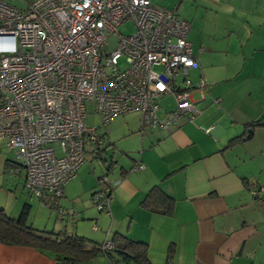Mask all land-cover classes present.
Here are the masks:
<instances>
[{
  "label": "crops",
  "instance_id": "0c3cea01",
  "mask_svg": "<svg viewBox=\"0 0 264 264\" xmlns=\"http://www.w3.org/2000/svg\"><path fill=\"white\" fill-rule=\"evenodd\" d=\"M151 3L189 25L187 39L199 64L189 76L205 84L203 99L193 95V119L187 114L167 130H143L139 119L140 128L127 126L113 139L108 130L99 132L107 137L104 157L111 156L115 166L107 169L103 161L100 172L92 166L94 158L85 156L54 204L38 199L55 211L52 229H47L50 217L43 230L29 215L28 224L98 246L126 238L146 246L149 264H264V195L255 198L248 190L264 187V0ZM164 109L173 111L174 102ZM127 131L134 141L123 145L120 136ZM137 162L142 171H132ZM104 174L111 186L109 215L91 205ZM23 183L15 186L27 196L21 208L0 209L14 219L33 198ZM153 188L169 197L171 206L161 198L145 203ZM111 253L112 261L99 253L77 264H136ZM0 264L65 263L48 251L0 244Z\"/></svg>",
  "mask_w": 264,
  "mask_h": 264
},
{
  "label": "built area",
  "instance_id": "2783aa9c",
  "mask_svg": "<svg viewBox=\"0 0 264 264\" xmlns=\"http://www.w3.org/2000/svg\"><path fill=\"white\" fill-rule=\"evenodd\" d=\"M15 1L0 0V141L16 150L9 174L23 168L31 196L54 204L87 153L102 162L99 130L115 117L138 113L141 127L158 130L187 114L193 119V95L203 99L205 84L190 79L199 64L189 25L172 11L151 0ZM127 21L134 33L118 35L106 52L107 35ZM166 97L173 99L171 112L160 104ZM89 106L99 126L86 124ZM114 166L107 162V169ZM143 169L137 162L132 171ZM98 179L91 205L109 215L111 186L106 174ZM248 190L264 195L263 186ZM100 249L114 246L106 241Z\"/></svg>",
  "mask_w": 264,
  "mask_h": 264
},
{
  "label": "trees",
  "instance_id": "16d2710c",
  "mask_svg": "<svg viewBox=\"0 0 264 264\" xmlns=\"http://www.w3.org/2000/svg\"><path fill=\"white\" fill-rule=\"evenodd\" d=\"M237 140L243 141L244 139L239 137ZM101 152L104 157V151L101 150ZM103 161L106 163L109 161L114 162L111 159L105 160L104 158ZM10 164L15 165V163L6 161V167L10 166ZM156 198H161L163 201H166L167 207L172 204V200L156 188L149 191L145 198V203ZM28 208L29 206L25 204L20 216L16 219L9 217L3 210H0V244L25 246L40 251H48L55 254L57 260L65 264L91 261L99 253H103L112 261L113 255L111 252L119 253L122 261L125 263L149 264L146 255V246L144 244L130 242L126 238H122V243L115 244L111 252H103L100 246L82 237L61 236L60 234L52 232L34 230L28 224ZM165 209L168 210L167 208Z\"/></svg>",
  "mask_w": 264,
  "mask_h": 264
},
{
  "label": "rangeland",
  "instance_id": "374dc122",
  "mask_svg": "<svg viewBox=\"0 0 264 264\" xmlns=\"http://www.w3.org/2000/svg\"><path fill=\"white\" fill-rule=\"evenodd\" d=\"M8 2L13 3L14 5L16 4L15 0H7ZM134 33V26L130 21H127L126 23H124L123 25H121L118 29H117V33L115 34H111V35H107V47L105 48L106 52H111L115 49V47L117 46V41H118V35L121 36H129L132 35ZM160 104L162 105V107L167 108L168 110L171 109L173 107V99L172 97H167L164 98L160 101ZM92 106V105H91ZM89 106L88 107V114L86 117V124L88 126H99V119L98 117L92 113V107ZM139 119L140 116L138 113H132V114H127L124 116H118V118H114L105 128H102L99 130L100 133H104L105 130L107 132L108 130V134L110 135V139H113V137H117L119 135H121L123 133V130L129 126L130 128L132 127H136L137 129L140 128V123H139ZM143 130H149L148 128H145ZM143 132V131H141ZM104 137V136H103ZM122 136H120V140L119 142H123L122 144L125 145L126 143L134 141L132 140V136L131 133L127 131V134L121 138ZM107 143V137H104V144L105 145ZM133 145L135 144L132 143ZM129 145V144H128ZM130 146V145H129ZM103 147V146H102ZM110 155V154H108ZM87 158H91V154H86ZM117 152L115 153V158L117 157ZM95 157V156H94ZM111 156L108 157H104L105 160H109ZM6 161H10L12 163L18 164V160L16 159V150H10L8 151V149L5 147L4 142L0 141V209H5V212H10L14 209H17V207L20 206V204L23 203V200L26 199V195L24 194H20L19 191H16L15 186L18 184H21L24 178V169L21 167L19 168V174L16 176L14 175H10L9 174V170H13L14 168H12V165L10 164V166L5 167L4 163ZM92 166L96 169H98V171H102L103 170V166H102V162L98 161L97 159H93L91 160ZM107 167V165H106ZM20 177V178H19ZM16 200H18V204H16ZM28 204L29 207L28 208V215L30 216V218L33 217V219H35V223L34 225H36L38 228L36 229H40L43 230L40 227H44V223L46 221V218L50 217V221L47 225V229L51 230L52 229V222L53 221H57L56 220V214L54 209H50L49 207H47L46 205L42 204L37 198L33 197L32 199L28 198ZM21 206L18 208L20 209ZM37 211V212H36ZM46 230V231H48Z\"/></svg>",
  "mask_w": 264,
  "mask_h": 264
}]
</instances>
